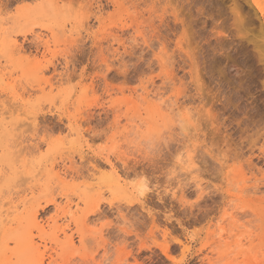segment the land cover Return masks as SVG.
Returning a JSON list of instances; mask_svg holds the SVG:
<instances>
[{
  "label": "rangeland",
  "instance_id": "374dc122",
  "mask_svg": "<svg viewBox=\"0 0 264 264\" xmlns=\"http://www.w3.org/2000/svg\"><path fill=\"white\" fill-rule=\"evenodd\" d=\"M226 1L0 0V264H264V65Z\"/></svg>",
  "mask_w": 264,
  "mask_h": 264
},
{
  "label": "bare ground",
  "instance_id": "6f19581e",
  "mask_svg": "<svg viewBox=\"0 0 264 264\" xmlns=\"http://www.w3.org/2000/svg\"><path fill=\"white\" fill-rule=\"evenodd\" d=\"M226 2H227L226 5H229L230 6V9L232 11H234L233 12V15H235V16L232 17V18H234L233 21H235L237 23V26L239 25L238 26L239 27L238 30L240 29V27L242 29H244V28L248 29L249 32L251 30V32H252L251 38L252 39L251 38L250 39L248 38V41L249 40L252 41V44H250V45L254 49L255 55L257 56V58L259 59V61H261L263 63V65H264V0H227ZM152 5H153V3H152ZM232 11H231V13H232ZM237 26H235V27H237ZM239 31H241V30H239ZM243 35H244V33H243ZM248 41H247V43H248ZM251 41L249 43H251ZM15 44H16V42H13L12 43V46H14ZM14 48H17V47H14ZM255 59H256V57H255ZM196 60H197V58H196ZM196 63H197V61H196ZM197 67H198V65H197ZM198 74H199V72H198ZM198 74L196 76H199ZM151 103H152L151 108L155 110V112L157 113V116L158 117H162L163 118V117H167L166 115H169L168 112H169V109L170 108H167V106H165L163 102L155 103V105L153 104V102H151ZM188 154H190V153H188ZM186 160H187V158H186ZM188 161L192 164L194 162L193 157L189 155ZM106 165L109 167V172L111 173V175H109V174L108 175L110 177V181L112 179L111 184H112V186H114L112 188H115V187L117 188V185L119 184V175H118L117 169H116L115 165L112 163V161L109 158L106 159ZM59 175L60 174L57 173V177H59ZM108 184L110 185V183H108ZM119 186H121V185H119ZM139 189H141V187ZM142 191L144 193V190H142ZM263 212L264 211L259 212L258 215L260 216V214H263ZM261 221H260L261 224H263L264 218Z\"/></svg>",
  "mask_w": 264,
  "mask_h": 264
}]
</instances>
